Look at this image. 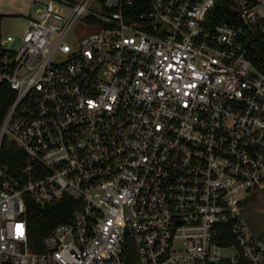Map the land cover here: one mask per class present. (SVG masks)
<instances>
[{"label":"built area","instance_id":"obj_1","mask_svg":"<svg viewBox=\"0 0 264 264\" xmlns=\"http://www.w3.org/2000/svg\"><path fill=\"white\" fill-rule=\"evenodd\" d=\"M227 1L222 20L216 0L0 15V264H264L242 212L264 188V0ZM63 197L31 249L27 202Z\"/></svg>","mask_w":264,"mask_h":264},{"label":"trees","instance_id":"obj_2","mask_svg":"<svg viewBox=\"0 0 264 264\" xmlns=\"http://www.w3.org/2000/svg\"><path fill=\"white\" fill-rule=\"evenodd\" d=\"M231 10L227 0H216V3L212 9L214 12L215 20L227 19V13ZM247 45L250 47H259L264 49V45L258 41L257 38L253 40H247ZM259 65H262L261 61L255 59ZM6 104L4 101L3 106ZM74 200L70 197H63L59 201L53 204L40 206L36 202L29 200L26 205V220H27V234L30 248L33 250L41 249L42 238L49 232L54 224L60 221H66L70 217L72 210L74 209ZM222 228V234L218 235V239L227 243L234 240V235L229 231L228 223L220 225Z\"/></svg>","mask_w":264,"mask_h":264},{"label":"rangeland","instance_id":"obj_3","mask_svg":"<svg viewBox=\"0 0 264 264\" xmlns=\"http://www.w3.org/2000/svg\"><path fill=\"white\" fill-rule=\"evenodd\" d=\"M45 0H3L7 6L0 11L1 27L4 31L17 32L27 23V14L41 5ZM8 9V10H6ZM93 29V26H78L77 32ZM243 220L247 227L254 233H261L264 237V188L256 194H250L244 201L242 209ZM233 248H224L225 254H232Z\"/></svg>","mask_w":264,"mask_h":264},{"label":"crops","instance_id":"obj_4","mask_svg":"<svg viewBox=\"0 0 264 264\" xmlns=\"http://www.w3.org/2000/svg\"><path fill=\"white\" fill-rule=\"evenodd\" d=\"M4 8H11V7L7 6V3L3 2V0H0V11H2ZM6 10H8V9H6ZM258 234H261V233H258Z\"/></svg>","mask_w":264,"mask_h":264}]
</instances>
